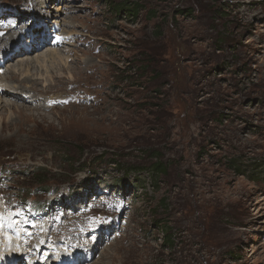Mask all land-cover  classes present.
<instances>
[{"label":"rangeland","instance_id":"374dc122","mask_svg":"<svg viewBox=\"0 0 264 264\" xmlns=\"http://www.w3.org/2000/svg\"><path fill=\"white\" fill-rule=\"evenodd\" d=\"M40 1L0 0V52ZM49 3L43 49L0 69L17 264H264V0ZM50 48L72 75L11 78Z\"/></svg>","mask_w":264,"mask_h":264},{"label":"bare ground","instance_id":"6f19581e","mask_svg":"<svg viewBox=\"0 0 264 264\" xmlns=\"http://www.w3.org/2000/svg\"><path fill=\"white\" fill-rule=\"evenodd\" d=\"M40 3H43L41 5H44L45 6L44 8L49 9V10L52 7L55 8L56 6H59V4H60V3L59 4H54V6H53V4L49 3V1H46V2H44V1L41 2L40 1ZM38 12H39V15H36L35 18L37 16H40L42 19L44 18L46 20L47 17L43 14V12L41 10H39ZM35 18H34V21L36 20ZM45 23L47 24V27H49V22H47V20L45 21ZM30 34H32L30 36L33 38V42L34 43H33V46H32V48L30 50L29 49L30 48V43H29L30 39L28 40L29 42L27 43V45H28L27 46V50H24L25 54H29L28 52H32V51L33 52L39 51L40 48L42 47V45H39L38 42H36L37 34H40L38 29L37 28L34 29V31L32 33H30ZM10 35H9V37H6L5 40H9L10 39ZM14 35H17V34H14ZM14 35H11V36L14 37ZM45 39H46V37H45ZM45 39H44V41H45L44 43H46L48 41L47 39L46 40ZM13 40H16V41L14 42ZM17 40L18 39L15 36L13 39H11L7 43L8 44V48L4 49V50H1V52H0L1 61L5 62V67L6 68L8 67V65L9 66L12 65L11 63L9 64V62L14 58L13 53L19 54V53L23 52L21 47H20V45L16 44ZM34 44H35V46H34ZM57 50L58 49H56V48H50L48 51L38 53L37 56H35V57L31 56L32 58H30L29 60L28 59H26V60L22 59L23 61H21V63H18L17 66L15 65V69L13 71H11V78H17L19 80L22 79L21 80L22 83L24 81L32 83L33 80L39 81L38 78H40V79L46 81L45 83L47 84L48 78L51 77V75H48L50 64L53 65L54 68H57L59 66L57 69H55L57 71H60L61 67H65V68H67L69 74L72 75V70L70 71L71 67L68 64L69 60L67 58L62 57L60 55L59 51H57ZM16 57H18V56H16ZM25 62H26V64H24ZM34 62H36V64ZM33 68L37 70L36 71V73H37L36 77H38L37 79L36 78L32 79L33 75H31V74L33 73ZM51 72H53V71L51 70ZM26 74H28V75H26ZM0 76H1V74H0ZM27 77L29 79H27ZM17 82L18 81H15V80H8L6 78L5 79L4 78L3 79L0 78V94H2V95L5 94L6 97L8 96L11 99L14 96L16 97L15 99H19L20 97H22V94H23L22 92L17 93L18 89L20 87V85H18ZM16 94L17 95L19 94L20 97H17ZM1 99H2V97L0 95V100ZM66 101L68 102V99ZM0 104H2V103H0ZM15 107H17V106H15ZM12 225H14V224H12V222L10 221L6 225L7 228H5V231L3 233L1 232L3 234V236H1L2 234H0V264H17L18 260H20L19 258H20V252L21 251H19V249H18V245L19 244L17 243V240L14 239L13 236H12L13 230L15 229ZM43 248H44V246L38 247L37 250H39V249L42 250ZM101 255L103 257H105L106 254L102 253ZM48 264H51V262H49Z\"/></svg>","mask_w":264,"mask_h":264},{"label":"snow or ice","instance_id":"6c2138e0","mask_svg":"<svg viewBox=\"0 0 264 264\" xmlns=\"http://www.w3.org/2000/svg\"><path fill=\"white\" fill-rule=\"evenodd\" d=\"M0 35H3V33H0ZM57 40H60L61 39V37H57L56 38ZM94 224H98V223H103L104 221L103 220H99V221H97V219L96 218H93V221H92Z\"/></svg>","mask_w":264,"mask_h":264},{"label":"trees","instance_id":"16d2710c","mask_svg":"<svg viewBox=\"0 0 264 264\" xmlns=\"http://www.w3.org/2000/svg\"><path fill=\"white\" fill-rule=\"evenodd\" d=\"M111 163H115V160H111ZM154 167H155V168L157 169V171L159 172L160 169H161V167H162V165H160V164H156Z\"/></svg>","mask_w":264,"mask_h":264}]
</instances>
